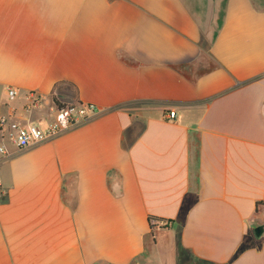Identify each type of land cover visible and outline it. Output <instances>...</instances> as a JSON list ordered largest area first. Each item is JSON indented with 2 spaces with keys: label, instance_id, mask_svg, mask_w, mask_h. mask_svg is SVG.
<instances>
[{
  "label": "crops",
  "instance_id": "obj_1",
  "mask_svg": "<svg viewBox=\"0 0 264 264\" xmlns=\"http://www.w3.org/2000/svg\"><path fill=\"white\" fill-rule=\"evenodd\" d=\"M0 121V264H264V0H0Z\"/></svg>",
  "mask_w": 264,
  "mask_h": 264
},
{
  "label": "built area",
  "instance_id": "obj_2",
  "mask_svg": "<svg viewBox=\"0 0 264 264\" xmlns=\"http://www.w3.org/2000/svg\"><path fill=\"white\" fill-rule=\"evenodd\" d=\"M7 95L12 98L15 95V90L7 89ZM28 103L25 105V110H31L40 104V97L30 92L27 97ZM96 113L94 104H74L66 105L62 108L55 109L53 120L47 125L46 129L42 130L36 125H26L16 129L13 136V143L16 148L22 149L30 145L36 144L45 138L52 137L61 131L70 129L79 122L92 117ZM175 117L173 111H169L166 115L168 120ZM1 124V121H0ZM6 153L5 147L0 145V157Z\"/></svg>",
  "mask_w": 264,
  "mask_h": 264
},
{
  "label": "water",
  "instance_id": "obj_3",
  "mask_svg": "<svg viewBox=\"0 0 264 264\" xmlns=\"http://www.w3.org/2000/svg\"><path fill=\"white\" fill-rule=\"evenodd\" d=\"M262 231H264V228L261 225L252 227V233L256 238L260 237Z\"/></svg>",
  "mask_w": 264,
  "mask_h": 264
},
{
  "label": "trees",
  "instance_id": "obj_4",
  "mask_svg": "<svg viewBox=\"0 0 264 264\" xmlns=\"http://www.w3.org/2000/svg\"><path fill=\"white\" fill-rule=\"evenodd\" d=\"M53 103H54V105H55L56 108H62V107H64V106H66V105H64V104H61V103L57 102V101L54 100V99H53ZM258 204H259V203H256V205H258ZM151 219H155V218H152V217H149V218H148L149 221H150ZM150 227H151V224H150Z\"/></svg>",
  "mask_w": 264,
  "mask_h": 264
}]
</instances>
